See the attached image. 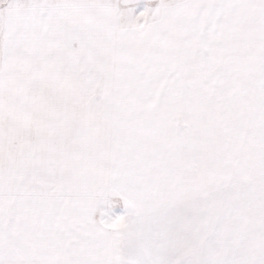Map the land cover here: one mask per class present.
Segmentation results:
<instances>
[{"label":"snow or ice","instance_id":"1","mask_svg":"<svg viewBox=\"0 0 264 264\" xmlns=\"http://www.w3.org/2000/svg\"><path fill=\"white\" fill-rule=\"evenodd\" d=\"M0 264H264V0H0Z\"/></svg>","mask_w":264,"mask_h":264},{"label":"rangeland","instance_id":"2","mask_svg":"<svg viewBox=\"0 0 264 264\" xmlns=\"http://www.w3.org/2000/svg\"><path fill=\"white\" fill-rule=\"evenodd\" d=\"M127 211V206L124 201L119 197H113L109 202L102 204L98 208L97 218L100 217V213L103 212L105 214V218L108 216L115 217L117 215H123Z\"/></svg>","mask_w":264,"mask_h":264}]
</instances>
